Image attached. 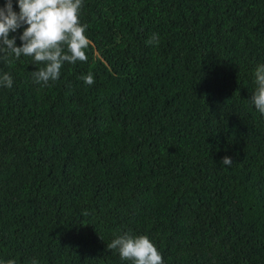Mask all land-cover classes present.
Instances as JSON below:
<instances>
[{"label": "trees", "instance_id": "trees-1", "mask_svg": "<svg viewBox=\"0 0 264 264\" xmlns=\"http://www.w3.org/2000/svg\"><path fill=\"white\" fill-rule=\"evenodd\" d=\"M81 22L87 62L47 86L0 52V260L133 264L107 249L130 231L164 264H264V0H84Z\"/></svg>", "mask_w": 264, "mask_h": 264}, {"label": "clouds", "instance_id": "clouds-1", "mask_svg": "<svg viewBox=\"0 0 264 264\" xmlns=\"http://www.w3.org/2000/svg\"><path fill=\"white\" fill-rule=\"evenodd\" d=\"M19 11L13 7V0H6L0 7V52L3 58L21 56L32 57L36 65L43 64L32 72L36 83L47 86L59 80L65 63L87 62V49L91 41L87 36L88 25L81 22L84 0H18ZM23 27L17 45V32ZM159 35L153 33L150 45L159 44ZM13 60H8L12 63ZM81 79L88 85L94 84V76L89 72ZM255 90L251 102L257 111L264 114V64L254 70ZM0 86L11 88L13 77L5 72L0 75ZM231 157L225 156L222 164L231 166ZM108 250L118 251L120 259L133 264H164L163 254L147 235H133L130 231L116 235L107 244ZM0 264H17L15 259L0 260ZM32 264H38L33 259Z\"/></svg>", "mask_w": 264, "mask_h": 264}]
</instances>
